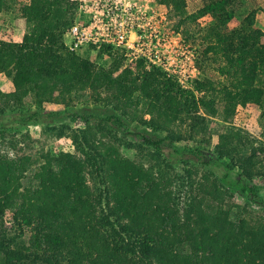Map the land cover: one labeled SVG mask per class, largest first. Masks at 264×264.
<instances>
[{
    "label": "trees",
    "instance_id": "16d2710c",
    "mask_svg": "<svg viewBox=\"0 0 264 264\" xmlns=\"http://www.w3.org/2000/svg\"><path fill=\"white\" fill-rule=\"evenodd\" d=\"M15 1L0 0V13ZM164 1L185 35L195 26L201 56L217 63L220 78L201 83L199 98L158 68H145L141 57L133 68L113 74L124 59L122 49L97 50L110 59L105 65L68 51L62 35L73 1L18 4L20 41L0 39V73L12 84L0 92V131L57 113L45 111L43 103L63 104L60 112L80 118L83 127L58 128L70 130L75 153L0 152V264H264V214L248 223L230 218L224 203V195L235 192L264 205L247 182L264 174V144L254 146L231 123L235 105L252 102L264 137V31L253 25L264 7L240 13L243 0H208L187 13L185 0ZM199 19H206L202 26ZM72 100L113 110L106 119L141 140L148 148L144 159L154 163L143 166L122 156L102 140L112 131L91 129L90 116L73 108ZM9 111L16 115L5 122L1 117ZM127 123L143 130L130 131ZM185 140L194 145L176 144ZM162 143L170 157L189 155L201 166L194 181L191 168H184L180 185L188 187V204L181 212L160 175L168 161ZM7 212L11 224L4 226Z\"/></svg>",
    "mask_w": 264,
    "mask_h": 264
},
{
    "label": "rangeland",
    "instance_id": "374dc122",
    "mask_svg": "<svg viewBox=\"0 0 264 264\" xmlns=\"http://www.w3.org/2000/svg\"><path fill=\"white\" fill-rule=\"evenodd\" d=\"M27 0H16L13 9L3 11L0 13V39L9 41H20L23 33V20L18 15V4L26 2ZM148 3V6H152V10L157 13V51L158 60L155 59L152 63L150 61L142 60L145 64V68L149 66L156 67L163 71L167 76L173 78L177 84L183 88L191 91L193 96L196 98L200 97L199 90L201 83L204 84L210 80H217L220 76L216 72V62L208 58H204L199 53L202 44L199 39V35L195 31V26H190L187 29V35L183 33V27L176 26L177 16L170 10L169 5L164 0H144ZM208 0H185V11L187 13L192 12L202 3ZM260 6L264 7V0H243L240 13L248 11L249 9ZM240 14L234 18L230 23L229 27L237 24ZM202 26L206 19L198 20ZM197 21V22H198ZM254 27L264 31V14L256 12L254 15ZM187 36V39H185ZM264 42V35L261 38ZM117 50H121L117 48ZM124 52V50H122ZM80 56L88 58L91 62L98 65L108 64L110 59L106 55H98L96 52L90 50L81 51L77 53ZM139 57H133L130 54L124 55V59L119 68H117L113 74H116L123 67L133 68L135 60ZM148 66V67H147ZM12 90V84L10 80L0 73V92H7ZM23 102L26 105L30 103V98H23ZM73 108L78 109L83 115L89 117L90 128L96 130L99 126H102L108 136L102 137V140L112 144L116 147L119 153L133 161H139L143 166H147L149 163H154L144 159L147 154V146L141 142V140L133 137L130 134L121 131L113 122L107 120V116L114 114L113 110L109 107L101 106L100 104L89 103L85 101L72 100L70 103ZM31 106V105H30ZM33 107V105L31 106ZM63 104L57 103H43V109L45 111H55L57 113L51 115L42 116L36 123L18 126L16 131L7 124V127L0 131V137L3 136L0 143V152L5 153L7 156H19L26 154L32 157L36 153H58V152H77L74 149V144L70 135V130L62 128L63 131L58 133L60 126H69L70 128H81L83 127L82 121L78 117H72L67 112H60ZM60 112V113H58ZM259 108L252 102L245 104L235 105L232 113L231 123L233 126L242 129L247 132L252 140L254 146L264 144V137L260 133L259 127ZM16 112H6L1 118L6 122L10 119L13 120ZM144 117H147L144 115ZM215 120V118H213ZM9 121V122H10ZM128 130L140 131L143 130L142 126L137 124L127 123ZM182 130L183 127H180ZM147 130V129H145ZM147 133L149 131H146ZM163 133L149 132L148 135L153 137H159ZM214 142V137L211 139V144ZM163 144V143H162ZM176 144L191 146L194 142L191 140L178 141ZM169 150L168 146L163 144V156L168 159L167 165L164 166L163 171L160 175L167 180L166 190L170 193V197L174 200L175 206L178 207L181 212L183 207L185 208L188 204V187L180 185L184 182L186 173L184 168H191V179H197L201 173V166L194 158L189 155H174L170 157L167 153ZM258 155L261 154L259 150L256 151ZM161 168V163L159 164ZM250 185L256 187L258 199L264 201V174H254L247 181ZM194 183V182H193ZM194 184L191 187L192 194ZM230 196L224 195V203L229 208L230 218L243 217L249 223L253 218L262 216L264 214V205L253 204L249 201L241 198L235 192H228ZM205 196V195H204ZM206 197V196H205ZM10 213L7 212L4 215L3 225L9 226ZM13 230L10 231L12 234Z\"/></svg>",
    "mask_w": 264,
    "mask_h": 264
},
{
    "label": "built area",
    "instance_id": "2783aa9c",
    "mask_svg": "<svg viewBox=\"0 0 264 264\" xmlns=\"http://www.w3.org/2000/svg\"><path fill=\"white\" fill-rule=\"evenodd\" d=\"M71 1L75 11L62 35L68 51L77 54L97 52L102 47L120 48L125 55L152 63L158 60L157 13L144 0Z\"/></svg>",
    "mask_w": 264,
    "mask_h": 264
}]
</instances>
